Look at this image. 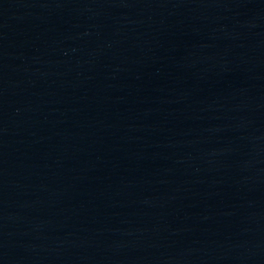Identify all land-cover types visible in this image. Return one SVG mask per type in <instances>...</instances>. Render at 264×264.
Here are the masks:
<instances>
[{"label": "water", "instance_id": "95a60500", "mask_svg": "<svg viewBox=\"0 0 264 264\" xmlns=\"http://www.w3.org/2000/svg\"><path fill=\"white\" fill-rule=\"evenodd\" d=\"M0 264H264V0H0Z\"/></svg>", "mask_w": 264, "mask_h": 264}]
</instances>
